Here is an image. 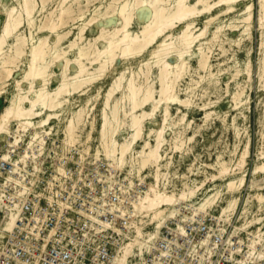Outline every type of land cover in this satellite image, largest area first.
<instances>
[{"label":"bare ground","instance_id":"obj_1","mask_svg":"<svg viewBox=\"0 0 264 264\" xmlns=\"http://www.w3.org/2000/svg\"><path fill=\"white\" fill-rule=\"evenodd\" d=\"M46 1L50 2L51 0H41V9L44 8ZM66 1L59 0V7L54 11L49 10L48 14L44 15V21L38 26V30L47 29L56 32V29L62 24L68 23L69 19L74 22L85 18L86 10L81 9L75 14L71 5H65ZM242 1L245 2L244 8L239 13L236 22L242 23L240 26L243 27V32L250 34L249 30L254 19V3L249 0H112L106 6L104 13L111 9L119 18L118 25L109 29L99 26L101 28L99 33L92 39H87L85 32L88 26L97 20L96 12L95 15L88 17L87 21L71 27L76 28L77 31L73 39L68 41L66 49L61 46V42L67 39L71 33L70 30L57 32L55 40L51 43L46 35L38 37L36 40L33 39L31 29L35 25L34 14L37 6L35 0H21L18 6L3 8L5 19L0 28V96L6 97V103L0 110V138L9 134L10 139L7 142L11 144L21 141L22 136L26 134L30 136L29 145L39 138L52 134L53 124L51 121H60L63 107L68 102L67 96L75 93L84 95L89 86L106 75L116 57L130 60L149 51L148 59L140 62L136 73L131 72L130 76L126 77V70H123L113 77L104 94L103 107L100 110V123L95 129L94 123L90 122V130L85 141L82 142L89 149L88 142L92 139L93 130H96L97 152L101 153L117 169L124 171L129 176L135 175L145 186L136 207L139 224L134 230L133 241L123 246L115 264H128L127 257L131 253L136 252L141 256L146 242L153 238L165 218L173 216L175 204L180 203L192 206L194 210L200 212H207L215 207L217 209L216 217L224 225L231 226L232 237H239L240 233L247 234L248 254L255 252L256 246L259 244L264 245V231L261 225L264 216L251 215V219L248 216L250 212L249 197L256 199L257 212H261L264 210L262 204L264 196L261 194L248 196L245 204L239 205L238 192L245 182L246 172L242 171L238 178L228 179L226 177L231 172L229 163L218 158L219 169L210 177L204 175L202 180H193L190 185L187 182V176L182 175L181 188H175L173 184L170 185L169 180L172 154L183 151L186 143L192 139V137H184L182 132L177 130L179 125L190 124V122L186 123V114L178 107L187 108L190 105V99L188 96L186 98L179 97L177 86L190 67L189 60L193 57L197 60V68L206 70L207 77L213 78L214 72L209 71L211 48L207 47L205 50L206 48L201 46L203 43L200 41L210 24L217 21L221 15L235 12L237 3ZM73 2L79 1L74 0ZM256 4L258 8L256 22L259 28L264 30V0H256ZM139 7H144L139 10L137 16L140 27L133 30L135 11ZM145 7L150 10L148 19H145L148 11ZM218 7L222 8L213 14V11ZM104 13L100 15L103 16ZM203 15L209 17L206 18L203 27H197L195 19ZM178 23H182L183 26L173 34L171 30ZM24 26L29 29V37L22 31ZM221 27L222 25L214 27L215 31L210 40L217 38ZM261 35L262 38L259 42L260 47H263L262 62L264 60L263 31ZM99 40L104 42L102 48L96 44ZM196 43L199 44L197 52L192 49ZM72 49H76V56L73 59L67 57L68 52ZM24 56L28 57L24 73L20 78H14V72L18 70ZM171 56L175 58L173 63L169 61ZM60 60L65 61L60 71V80L52 84L50 69ZM71 63L76 66L72 73L69 72ZM245 65L248 74L250 63ZM153 69L157 71L154 75L155 80L150 79ZM260 69L259 77H262L264 67ZM141 77L143 80L138 82L137 79ZM23 83H26V88H23ZM155 83L158 87L154 86ZM9 85L14 91L12 95H9L7 89ZM117 93L120 95L116 96ZM238 96V93H233L231 98L236 105L239 103ZM91 99L93 98H88L84 105L78 106L71 113L70 118L66 119L61 138L64 142L74 144L80 141L82 126H85L89 111L94 108V104L90 107ZM173 104L178 105L176 114H181L177 120H173L174 115L170 111ZM146 106L148 109H145ZM209 112L204 113L205 118H208ZM157 113L161 118L159 127L145 130V122L147 120L152 122L158 115ZM167 130L172 133L169 138L166 136ZM120 136H123L121 140H119ZM247 153L248 145L240 155L237 163L239 168H236H242ZM258 157H264V151H261ZM263 170L264 162L254 166L251 173L254 176ZM144 172L147 173L143 174ZM147 175L151 176L149 182H145ZM220 179L224 181L223 185L209 187L198 201L195 200L198 199L199 190L205 188V183L209 181L215 183ZM13 221L14 216L1 225L0 236L11 229ZM149 225L152 227V231L143 228ZM239 240L243 239L239 237Z\"/></svg>","mask_w":264,"mask_h":264},{"label":"built area","instance_id":"obj_2","mask_svg":"<svg viewBox=\"0 0 264 264\" xmlns=\"http://www.w3.org/2000/svg\"><path fill=\"white\" fill-rule=\"evenodd\" d=\"M0 145V264H115L133 241L144 183L82 143L50 135ZM13 139V137H12ZM1 141V138H0ZM141 256L128 264H264V245L248 254L212 209L175 204ZM152 231V227H143Z\"/></svg>","mask_w":264,"mask_h":264},{"label":"rangeland","instance_id":"obj_3","mask_svg":"<svg viewBox=\"0 0 264 264\" xmlns=\"http://www.w3.org/2000/svg\"><path fill=\"white\" fill-rule=\"evenodd\" d=\"M20 1L21 0H0V28L5 19L3 8L10 6H18ZM35 1L37 2L36 11L34 14L35 25L31 29L33 39L36 40L38 37L46 35L48 36L49 42L51 43L55 40V34L57 32L61 33L63 31L70 30L71 33H69L67 39L61 42V46L64 48L68 44V41L73 39L77 31L76 28L71 27L78 26L81 23L87 21V19H89L91 15H95L96 12L97 20L90 26H88V29L85 32V37L87 39H92L93 37H95L100 31L99 29H101L102 27H104L105 29H109L113 26L118 25L119 22L118 16L115 15L111 11V9H108L106 13H104L106 6L109 4V2H112V0H78L79 2H73L74 0H67L65 2V5H71V8L75 14H77L78 11L81 9L86 10L85 12L87 14L85 13V18L80 21L75 20L76 22H72V20L69 19V22L67 21L68 23L59 26L56 29V32H52L47 29L38 30V26L41 25V23L44 21V15H47L49 10L54 11L55 8L59 7V0H51L50 2L46 1L43 9H41V0ZM249 1H252L254 3V19L249 30L250 34H246V32H243V27L240 26L242 25V23L238 24L236 22V19L239 18V13L244 8L245 2L243 1L237 3L235 12L229 15H221L217 19V21L210 24L206 31V34L203 36V39H201L200 42L203 43L201 46L204 49L206 48L205 50H207V47L211 48L209 52V64H211L209 71L211 73L214 72L212 74L213 78L207 77L208 72L206 70L203 71L198 69L196 58H191L189 60L190 67L188 68L182 80L179 82V85L177 86V91L178 96L181 98H186L188 96L190 99V105L192 106L189 105L187 108H185L183 106L173 104L170 108L171 113L174 115L173 120H177L178 117L181 115H177L175 112L177 106L181 109L183 113L186 114L185 120L186 123L190 122V124H188L189 126L186 124H182L177 126V130L181 131L184 137H192V139L186 143L183 151L174 152L172 154L171 164L169 165L170 185L173 184L175 188H181L182 175L187 176V182L190 185H192L193 180L199 181L202 180L205 176L210 177L211 174L216 173L219 169L218 158H220L221 160L226 161L227 164L229 163L228 166L231 172L229 175H227L226 178H238L239 176H241L242 171L246 172L245 182L238 192L240 206L245 204L248 196H252L255 194H261L264 196V170L258 172L254 176L251 173L254 166L264 162V157H258V154L261 151H264V74L262 75V77H259V73L261 70L260 68L264 67V60H262L261 62V59L263 57V47H260L259 42L261 41V34L262 31L264 32V30L260 29L256 22V18L258 16L256 0ZM142 8L144 7H139L135 11V18L132 27L133 30H137L140 27V22L138 21L137 16L139 10H142ZM145 8L148 9L145 19H148L150 17V10L148 7ZM221 8L222 7L216 8L213 11V14L217 13ZM103 13V16L100 15ZM207 17L209 16L203 15L201 17H197L195 19V24L197 25V27H203ZM231 24L235 26L233 27V25ZM217 25H222L221 30L218 32V36L216 39L210 40L215 31L214 27H216ZM237 25L238 27H236ZM182 26V23H178L171 31L173 32V34H175L181 29ZM23 28V33L29 37V29L27 28V26H24ZM96 44L99 48H102L104 42L99 40L96 42ZM197 45L199 44L196 43L195 46L192 48L196 52V49L198 48ZM237 45H239V47H237ZM221 47H224V49H222ZM75 56L76 49H72L67 54V57L71 59H73ZM148 57L149 51H146L142 55L136 56L134 59L130 60H125L121 57H116L113 65L109 68V71L106 73V75L103 76L101 80H98L91 86H89V89L84 95H79V93H75L70 96H67L68 102H66L63 107L60 121H51L53 124V133L51 134V136L53 138H58L61 140L63 136L62 128L66 122V119L70 118L71 113L78 106L84 105L86 100L92 97L93 99H91L90 101V107L94 104V108L89 111V115L86 118L85 126H82L83 129L80 131L81 138L78 143L84 142L86 135L90 130V122L94 123L95 129L100 123V110L103 107L102 102L104 94L108 86L110 85L109 83L111 82L113 77L123 70H126V77L130 76L129 74H131V72L136 73L138 71V66L140 62L146 61ZM173 57L174 56H171L169 59V61L172 63L175 61V58ZM27 59V56L23 57V62L20 64L18 70L14 72V78H20L23 75L24 70L26 68ZM247 61L250 63V72L248 74L245 70V64L248 63ZM64 64L65 61L60 60L55 64V66L51 67L50 72L52 84H55L60 80V71L62 70ZM75 67V64L71 63L69 72L72 73ZM156 72V69H153V74L150 79L155 80L154 75L156 74ZM142 80V77L137 79L138 82ZM22 86L23 88L27 87L26 83H23ZM154 86L158 87L156 83L154 84ZM7 89L9 91V95H12L14 93L11 85L7 86ZM233 93L239 94V103L237 105L233 100H231ZM119 95L120 93L116 94V96ZM5 98L6 97L4 95L0 96V110L6 103ZM145 109H148V106H146ZM209 111H212L213 113H210ZM205 112H209V116H207L208 118L204 117ZM157 114L158 115H156L155 119L152 122H150L149 120L145 122V130L159 127V124L161 123V118L159 113ZM235 129L237 130V132ZM166 136L168 138L172 136L170 130L166 131ZM122 137L123 136H120L119 140H121ZM3 139L4 138L1 139L0 145L2 144ZM82 145L86 147V144ZM88 145H90V149L92 151L97 150L98 142L96 140V130H93L92 139L90 142H88ZM246 145H248V153L245 157V163L243 164L241 169H238L239 167L237 163ZM192 163L193 165H191ZM146 173L147 172H144L143 174ZM132 177L135 179L137 178L135 175H132ZM150 180L151 176L147 175L145 177V182H149ZM223 184L224 181L222 179L217 180L215 183H213L212 181L205 183V188L199 190L198 199L195 200L198 201L206 193V190L209 187H213L214 185L221 186ZM170 188L171 186L169 187V189ZM249 199V219H251V215L264 216V210H262L261 212H257L256 199L252 197H249ZM262 204L264 208V202ZM212 211L213 213H216L217 209L213 207ZM236 224H239V222H236ZM261 225L263 226L264 231V219L262 220ZM229 229H231V226L229 227Z\"/></svg>","mask_w":264,"mask_h":264}]
</instances>
